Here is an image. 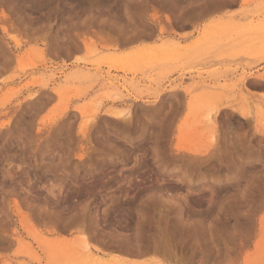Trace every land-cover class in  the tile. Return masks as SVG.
<instances>
[{
    "label": "rangeland",
    "instance_id": "obj_1",
    "mask_svg": "<svg viewBox=\"0 0 264 264\" xmlns=\"http://www.w3.org/2000/svg\"><path fill=\"white\" fill-rule=\"evenodd\" d=\"M0 264H264V0H0Z\"/></svg>",
    "mask_w": 264,
    "mask_h": 264
},
{
    "label": "bare ground",
    "instance_id": "obj_2",
    "mask_svg": "<svg viewBox=\"0 0 264 264\" xmlns=\"http://www.w3.org/2000/svg\"><path fill=\"white\" fill-rule=\"evenodd\" d=\"M124 263V262H123Z\"/></svg>",
    "mask_w": 264,
    "mask_h": 264
}]
</instances>
